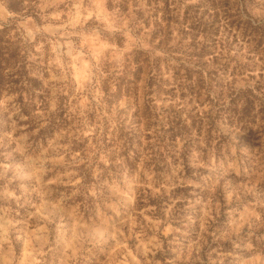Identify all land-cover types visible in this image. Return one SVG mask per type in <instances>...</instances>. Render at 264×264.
<instances>
[{"label": "rangeland", "instance_id": "1", "mask_svg": "<svg viewBox=\"0 0 264 264\" xmlns=\"http://www.w3.org/2000/svg\"><path fill=\"white\" fill-rule=\"evenodd\" d=\"M237 3L0 0L2 44L49 102L28 124L1 100L0 264H264V0ZM139 67L109 100L106 74ZM200 69L213 87L191 94L178 73ZM144 102L170 118L139 125Z\"/></svg>", "mask_w": 264, "mask_h": 264}, {"label": "trees", "instance_id": "2", "mask_svg": "<svg viewBox=\"0 0 264 264\" xmlns=\"http://www.w3.org/2000/svg\"><path fill=\"white\" fill-rule=\"evenodd\" d=\"M230 0H226L227 5H229ZM238 3V13H242V10L240 6H242L243 0H236ZM247 22V28L251 31L252 36L255 38L257 37L256 33L259 31V25L254 24L251 20H246ZM3 31H0V34ZM9 47L3 46L2 41L0 39V104L1 100L4 96L7 95H14L15 99L13 101L14 105H17V109H19L20 113L19 115H24L27 117V123L32 124L35 113L38 110L41 111H47L49 102L45 98V95L41 92L40 93V85H37V77H30L29 73L26 71V63L27 59L25 56L21 55L18 56L15 54V50L12 51L10 54L8 52ZM185 73L179 74L177 78L178 79H184L186 81L193 82V86L190 88V92H197L199 90H202V88L205 86L206 88H212L213 86L211 83H208L205 75H204V69L196 70L195 72L192 71H186ZM211 73V72H209ZM117 73H108L101 81L104 85H114L117 87L116 92H113L109 95V100L119 101L122 96L121 92L125 87V91L132 90V85L136 84L139 85L141 82H143L145 79L143 78V70L142 67H139L135 70H124L120 75L116 76ZM175 72L173 75H176ZM214 74H216L214 72ZM150 81L148 84H144L143 89L147 96H151L154 92H157V94L162 89L163 80L159 76V74H155L153 76H150L148 78ZM154 81V82H151ZM181 81V80H180ZM41 84V83H40ZM185 84V83H184ZM180 86L183 85L182 82L179 84ZM187 87V85H184ZM197 86V87H196ZM156 87V90L155 88ZM197 89V91H195ZM137 86L134 87V92H136ZM38 91V92H37ZM107 91V89H106ZM191 92V94H193ZM145 102L142 105V108L144 106ZM138 105V104H137ZM152 109L154 107H151L149 104H145L144 106V113L139 117V111L137 110V123L140 125L142 121H144V125L146 128L150 127H159L164 124L163 119H169L171 114L163 115L157 114L156 112H152ZM124 110V109H122ZM121 111V110H120ZM63 118L61 117V114L56 116L55 114L49 115L46 118V125L42 127L37 135L34 137L35 140H38L40 137L45 136L47 133L53 130H58L60 125L62 124ZM171 123L174 125L168 129V132L172 133L176 127H179V124L182 123V116L175 114L171 118ZM31 127V125H30ZM36 126H33V128L30 129L32 131L35 129ZM200 130V129H199ZM210 129H207L208 132ZM158 132L160 130L157 129ZM157 132V133H158ZM211 137V135H209ZM160 138V137H159ZM155 153V152H152Z\"/></svg>", "mask_w": 264, "mask_h": 264}]
</instances>
